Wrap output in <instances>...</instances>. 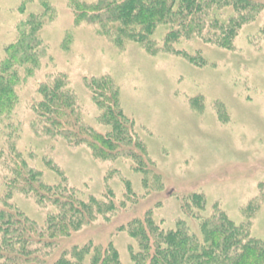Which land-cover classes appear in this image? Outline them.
<instances>
[{
    "label": "rangeland",
    "instance_id": "obj_1",
    "mask_svg": "<svg viewBox=\"0 0 264 264\" xmlns=\"http://www.w3.org/2000/svg\"><path fill=\"white\" fill-rule=\"evenodd\" d=\"M251 1L262 9L241 26L230 49L192 37L174 43L181 52H164L127 40L117 46L95 24L76 23L69 0H0V65L19 25L30 15L41 22L38 66L20 70L15 103L0 116V197L44 225L52 206L14 186L9 168L22 162L42 183L117 206L59 239L50 262L73 246L111 243L120 264H133L136 242L123 227L147 215L164 230L183 222L200 237L201 220L223 212L264 243V0ZM165 31L155 30L156 47ZM58 75L74 94L81 121L101 133L109 127L86 82L110 80L143 153L136 160L101 158L85 144L43 133L32 106L39 84ZM194 193L204 199L202 210L187 201Z\"/></svg>",
    "mask_w": 264,
    "mask_h": 264
},
{
    "label": "trees",
    "instance_id": "obj_2",
    "mask_svg": "<svg viewBox=\"0 0 264 264\" xmlns=\"http://www.w3.org/2000/svg\"><path fill=\"white\" fill-rule=\"evenodd\" d=\"M69 5L76 23L95 24L97 31L117 46L127 40L164 52H181L173 48L174 43L192 37L230 49L241 26L262 9L251 0H69ZM160 26L166 31L156 47L153 35ZM40 27L41 22L30 15L19 25L16 41L6 47L7 57L0 65V116L8 114L15 103L20 70L38 66ZM86 83L101 110L99 120L109 129L101 133L81 121L74 94L66 87L65 77L58 75L37 89L39 100L32 109L41 131L75 145L85 144L96 157L121 155L136 160L143 145L133 121L118 105L116 89L106 77L90 78ZM25 168L22 162L9 168L17 180L14 186L22 193H33L38 203L52 206V211L38 227L20 211L11 210L9 196L0 197V264H120L111 243L106 247L73 246L49 261L59 239L117 206L111 199H80L65 187L40 182L38 172ZM187 199L201 210L205 206L199 194ZM123 228L136 242L130 249L133 264H264V243L247 237L223 212L201 220L200 237L189 233L183 222L164 230L149 215Z\"/></svg>",
    "mask_w": 264,
    "mask_h": 264
}]
</instances>
